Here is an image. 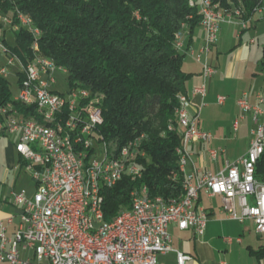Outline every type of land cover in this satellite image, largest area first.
Returning <instances> with one entry per match:
<instances>
[{"label": "built area", "instance_id": "2783aa9c", "mask_svg": "<svg viewBox=\"0 0 264 264\" xmlns=\"http://www.w3.org/2000/svg\"><path fill=\"white\" fill-rule=\"evenodd\" d=\"M200 9L204 44L190 54L202 64V75L206 80L212 78L217 69L209 62V52L218 41L221 23L229 18H215L211 10L212 0H194ZM264 16V7L258 10ZM242 13L235 11V21L243 28L246 23ZM22 26L32 27L24 14L18 12ZM11 19L3 20L4 26L12 24ZM39 32L38 30H36ZM180 49L183 44L177 41ZM32 60L25 63L18 55L8 51L0 41V53L8 57V66L16 67L20 79L19 94L15 102L26 100V107L42 110L53 118L60 127L75 128V143L78 155L64 150V142H57L55 136L41 133L36 126L24 124L21 113L15 104L10 103L0 110V137L18 136L16 150L32 174L36 191L29 197L25 191L13 193L12 197L20 207V225L13 236L8 234L13 218L0 222V264H159L158 256L169 252L176 253L175 264H186L192 256L173 248L170 226L180 230H194L203 235L210 214L200 204L201 197H221L223 211L229 219L241 223L250 222L258 234H264V175L257 174V165L264 156V97L256 96L251 103L249 95L243 94L237 104L240 115L234 122L235 131L240 122L250 116L254 128L249 149L239 160L228 163L217 174L209 170L200 172L195 166L190 175L186 168L193 163L192 153L187 147L192 142H209L212 136L200 129V111L191 114L189 95L179 97L185 101L184 118L178 119L182 130L181 157L184 160L185 176L183 181L191 187V197L187 206L165 208H140L132 193V205L124 212L120 221H114L108 230H99L98 223H91L85 214L80 170L83 159L93 163L94 186L92 195L96 211L101 217L104 204L103 190L114 187L126 175L142 176V169L136 159H132V145L122 147L116 166H106V153L109 144L99 139L97 128L103 123L102 109L90 98L84 89L68 87L66 92L56 90L55 73L66 74L67 69L60 67L48 57L38 52ZM9 68H0V75L7 77ZM204 96L206 85L194 89ZM224 96H218L223 105ZM80 143L91 146V156H83ZM135 146H138L136 142ZM138 149V148H137ZM208 156L216 160L219 150L210 148ZM124 166H131V174H124ZM107 167L115 168V176H107ZM145 190L149 192L147 186ZM232 242V239H227Z\"/></svg>", "mask_w": 264, "mask_h": 264}, {"label": "trees", "instance_id": "16d2710c", "mask_svg": "<svg viewBox=\"0 0 264 264\" xmlns=\"http://www.w3.org/2000/svg\"><path fill=\"white\" fill-rule=\"evenodd\" d=\"M212 1L225 12L240 11L245 22L264 7V0ZM17 12L33 21L37 37L20 24ZM0 15L14 16L13 42L0 24L8 51L27 63L36 42L42 56L68 70L71 88L84 89L97 101L103 112L99 139L121 148L117 152L139 139L135 159L143 174L137 179L126 175L104 188V222L129 209L132 193L144 186L150 199H183L179 97L187 95L191 75L183 70L185 53L176 43L182 27L193 33L199 25L198 6L189 0H0ZM13 98L7 77L0 75V110L13 103L24 116H36L33 107ZM257 174L264 175V156Z\"/></svg>", "mask_w": 264, "mask_h": 264}, {"label": "crops", "instance_id": "0c3cea01", "mask_svg": "<svg viewBox=\"0 0 264 264\" xmlns=\"http://www.w3.org/2000/svg\"><path fill=\"white\" fill-rule=\"evenodd\" d=\"M229 18L221 26V32L227 36L235 33V46L231 50L234 52L229 55L235 57L225 63V68L219 72L220 63L218 54V42L209 52V62L216 67L217 73L210 79H204L202 75V64L198 63L190 54L191 50L198 52L204 44V31L202 26H197L193 33H188L184 38L183 48L185 59H190V63H183V70L191 77L186 84L187 95L190 97V113L200 111V129L209 132L212 139L209 142H192L187 150L192 153L193 163L186 168V175L194 171V166L202 173L209 170L217 174L224 170L228 163H233L246 155L251 141V131L254 128L250 116L240 122L236 133L235 143L239 138L247 139L244 150H235V156L231 158L228 150L222 148L226 141V131L221 127L216 130L208 128L207 123L203 122V114L209 108L207 100L213 101L218 97L212 94V87H221L223 91L230 94L235 101V118L239 115L238 100L243 94L247 93L251 103L256 102V96L264 97V16L256 13L254 17L246 23L243 28L240 21ZM197 30L200 32L197 33ZM262 40L263 46H254L257 40ZM244 41L250 46L245 47ZM254 47V48H253ZM226 50V49H225ZM185 62V61H184ZM190 65V66H189ZM186 67V69H185ZM235 81V82H234ZM206 85L204 96L196 94L194 89ZM211 84V87H210ZM210 90V92H209ZM221 96V95H217ZM225 97V96H224ZM223 105L227 107L228 98ZM235 122V121H234ZM0 137V222L13 218V223L9 226L8 234L13 236L20 225V207L14 202L12 194L25 191L29 197L34 193L30 191V185L25 183L26 175L24 169L26 164L21 155L16 150L19 137L14 135V139ZM214 148L220 151L216 160H212L207 150ZM26 171H28L26 169ZM36 187V184H35ZM214 200V201H213ZM200 204L210 214L206 229L203 235H198L194 230H180L176 225L170 226L173 238V248L192 256L186 264H264V234H258L252 223L247 226L236 220L229 219L227 213L222 210L223 201L221 197L208 198L201 197ZM227 239H232L229 242ZM159 264H175L176 253L169 252L162 255ZM7 264V263H2Z\"/></svg>", "mask_w": 264, "mask_h": 264}, {"label": "rangeland", "instance_id": "374dc122", "mask_svg": "<svg viewBox=\"0 0 264 264\" xmlns=\"http://www.w3.org/2000/svg\"><path fill=\"white\" fill-rule=\"evenodd\" d=\"M189 3H190V0H189ZM219 10L221 13L223 12L224 14L226 13V14L234 15L232 12H225L224 10H222L220 8H219ZM198 13L201 16L199 7H198ZM17 14H18V12H17ZM17 14L15 15L16 18H17ZM2 17L3 16L0 15V24L4 23L2 20ZM6 17L13 20L14 16L7 15V16H4L3 18H6ZM232 19L235 20V18H233V17H232ZM17 20H18V18H17ZM226 20H228V19H226ZM12 23H13V21H12ZM223 23H225V22H223ZM223 23H221V26ZM20 24L22 25V23H20ZM11 25L12 24L4 26L2 28V30H3V35H5L6 38L10 42H13V35L11 33ZM198 26H202V16H201V21H200ZM221 26H220V32H219L218 41H217L219 50H218V52L216 50H213L214 54H216V53L218 54L217 59H219V63H220L219 72H221L222 69L225 68V63L228 60H231L232 58L235 57V54L229 55L230 53L234 52V50L233 51H231V50L235 46V33H232V34H230V36H227L226 33L221 32ZM27 29L30 30L31 33L35 37H37L39 35V32L36 31V28L33 27V24H32L31 28H29L27 26ZM4 30H6V31L4 32ZM199 32L200 31L197 30V33H199ZM188 33H190V28H189V26L185 25L184 27H182V30L177 34L178 35L177 37L179 39L178 41L180 43L184 44L183 43L184 38L187 36ZM3 35L1 33V36H3ZM0 41H2V39H0ZM244 44H245L246 48L250 46L245 41H244ZM35 45H37L36 42H35L34 46ZM254 46L260 47V50H262L261 49L262 48L261 46H263L262 40L258 39L257 43ZM182 48H183V46L180 49H182ZM35 51H34V54L36 53ZM184 61H185L184 64L190 63V59H186ZM4 66H7L9 68V74L7 76V79L9 81V85H10L11 91L13 93V96L15 97L19 94V84H18V76L16 74V67L15 66H8V57L5 54L0 53V68H2ZM185 69H186V67H185ZM202 71H203V66H202ZM54 76L58 82L57 85L55 86L56 90L59 92H66L68 90V87H70L69 81H68L69 72H67L66 74H62L60 72H57V73H55ZM210 87H211V84H210ZM212 91H214V92H212V94H214V97H218L217 95L227 97L228 98V106L227 107L219 106L218 103L216 102V99H214L213 101H210V102L208 99L207 103H208L209 108L205 109L202 119H203V122L207 123L208 128H210L211 130H216L218 128L216 126V124H218V126L221 127L222 131H226V137H224L226 139V141L223 142L222 148L219 150H223V148L228 150L229 155L231 156V158H233L235 156V150H244V147H245L246 141H247V139L244 138L246 136L245 135L244 137L239 138L238 141L235 143L236 133L233 130V124H234V121L239 117L240 111H239V115L236 116V118H235L236 114H235V101L233 100L234 97H232L230 94H227L226 91H223L221 87H212ZM209 92H210V90H209ZM251 135H252V131H251ZM5 138H11V140H13L15 137L14 136H8ZM136 142H138V146H135ZM139 143H140L139 139L135 138V139H132L131 141H129L125 145V147L132 145L131 148L136 147L135 150H138L137 148H139ZM108 147H109V149H111V148H116L117 150L121 149V148H117L116 146H114L112 144H109ZM141 169H142V167H141ZM24 173L26 175L25 183H28L30 185V191L32 193H35L36 187H35V181L33 179L32 174L29 171H26V169H24ZM142 174H143V172H142ZM222 210H223V208H222ZM245 224L247 226H249L250 222H246ZM161 257H162V255H159L158 260L161 261L162 260Z\"/></svg>", "mask_w": 264, "mask_h": 264}, {"label": "bare ground", "instance_id": "6f19581e", "mask_svg": "<svg viewBox=\"0 0 264 264\" xmlns=\"http://www.w3.org/2000/svg\"><path fill=\"white\" fill-rule=\"evenodd\" d=\"M190 5L195 6V1L190 0ZM211 10L215 11V18H226L227 16L235 18V14H224L221 13L218 6L211 3ZM234 13V12H233ZM4 17V16H3ZM2 20H9L10 18L6 17ZM30 21V20H27ZM184 97V95L180 96ZM180 100V110L178 119L184 118L185 115V101L184 99ZM15 102V97L13 98ZM19 104L26 105V100H18ZM36 116L26 117L21 114V121L24 124H30L31 126H36L41 133H45L51 136H55L57 142H64V150L66 152H71V155H78V147L75 143V128L74 127H60L58 124H55V120L48 115H45V112L42 110H35ZM38 119H37V118ZM82 145L83 156H91V146L87 143H80ZM122 153V150L117 152L115 148H111L106 153V166H116L117 161ZM180 155V171L185 176V167L184 160L181 157V149L178 150ZM132 159H135V151H132ZM124 174H131V166H124ZM107 176H115V168L107 167ZM135 177L134 175H130ZM81 177V186H82V196L83 204L85 209V214H89V220L91 223H98L99 219V230H108L109 227H113L114 221H120L124 215V210L113 220L112 222H104V214L102 211L101 217L99 218V212L96 211L95 199L92 195V189L94 186V171L93 163L90 159H83V169L80 170ZM111 188V187H107ZM184 198L180 201H174L171 203H164L160 198L150 199L148 196V191L145 188H141L139 191L134 192L135 198L137 201H140V208H155L157 206H165V208L172 207H182L187 206L191 197V187L187 185V182H184Z\"/></svg>", "mask_w": 264, "mask_h": 264}]
</instances>
